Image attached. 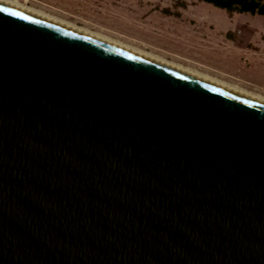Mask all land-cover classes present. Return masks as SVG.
I'll use <instances>...</instances> for the list:
<instances>
[{"label":"water","instance_id":"obj_1","mask_svg":"<svg viewBox=\"0 0 264 264\" xmlns=\"http://www.w3.org/2000/svg\"><path fill=\"white\" fill-rule=\"evenodd\" d=\"M0 264H264V102L0 2Z\"/></svg>","mask_w":264,"mask_h":264},{"label":"rangeland","instance_id":"obj_2","mask_svg":"<svg viewBox=\"0 0 264 264\" xmlns=\"http://www.w3.org/2000/svg\"><path fill=\"white\" fill-rule=\"evenodd\" d=\"M15 1L264 94V15L200 0Z\"/></svg>","mask_w":264,"mask_h":264},{"label":"bare ground","instance_id":"obj_3","mask_svg":"<svg viewBox=\"0 0 264 264\" xmlns=\"http://www.w3.org/2000/svg\"><path fill=\"white\" fill-rule=\"evenodd\" d=\"M0 2L6 3L8 5L14 6L16 8L22 9V10L27 11V12H30L32 14L43 17V18L48 19L50 21H53L55 23L61 24V25L66 26L68 28H71V29H74V30L79 31L81 33L92 36L94 38H97V39H100L102 41L108 42L110 44L116 45L118 47L124 48L126 50L131 51V52L137 53L139 55L145 56L147 58L153 59L155 61L161 62V63L166 64V65H169V66L174 67L176 69L182 70V71L187 72L189 74L195 75V76L200 77L202 79L208 80V81L213 82L215 84H218L220 86L226 87V88L231 89L233 91H236L238 93L244 94L246 96H249L251 98H254L256 100L264 102V94L262 92L256 91L254 89H249V88L241 86L240 84H237V83L228 81L226 79L220 78V77L212 74L211 72L202 71V70H199L195 67H191V65L189 66L186 64H182V63L175 61V60H168L167 58H165L161 55L152 53L151 51H146L145 49L133 46L129 43H125L126 41L124 42V41H122L116 37L94 31V30L89 29L88 27H85V26H79V25L75 24L74 22H71L69 20L63 19L61 17L55 16L52 14H49L46 11H43L41 9L25 5L19 1L0 0Z\"/></svg>","mask_w":264,"mask_h":264},{"label":"trees","instance_id":"obj_4","mask_svg":"<svg viewBox=\"0 0 264 264\" xmlns=\"http://www.w3.org/2000/svg\"><path fill=\"white\" fill-rule=\"evenodd\" d=\"M223 8L230 13H252L264 15V0H200Z\"/></svg>","mask_w":264,"mask_h":264},{"label":"crops","instance_id":"obj_5","mask_svg":"<svg viewBox=\"0 0 264 264\" xmlns=\"http://www.w3.org/2000/svg\"><path fill=\"white\" fill-rule=\"evenodd\" d=\"M216 24H217V23H216ZM218 25L221 26L220 23H218ZM222 28H225V27H222ZM262 93H263V92H262Z\"/></svg>","mask_w":264,"mask_h":264}]
</instances>
